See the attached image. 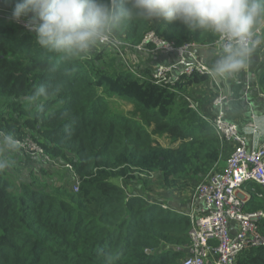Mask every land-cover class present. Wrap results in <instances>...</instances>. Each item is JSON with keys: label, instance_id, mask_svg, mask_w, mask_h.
Returning a JSON list of instances; mask_svg holds the SVG:
<instances>
[{"label": "trees", "instance_id": "1", "mask_svg": "<svg viewBox=\"0 0 264 264\" xmlns=\"http://www.w3.org/2000/svg\"><path fill=\"white\" fill-rule=\"evenodd\" d=\"M18 2L0 0V141L9 134L19 141L10 154L14 165L30 160L22 143L37 142L49 163L63 164L69 186L51 191L36 183V174L24 181L0 169V264H181L191 220L149 194L156 187L168 201L172 192L189 193L226 153L183 95L209 76L194 73L174 90L165 88L152 82L148 67L132 70L126 51L150 30L177 46L218 37L191 32L181 21L133 18L112 35L125 43V55L99 45L98 64L88 59L92 52L66 57L38 45L12 19ZM259 85L264 91V73ZM105 96L130 101L135 115L113 113ZM165 136L177 144L164 146ZM155 174L156 183L148 178ZM251 185L262 198L251 188L246 210H264V190ZM238 262L264 264V246L246 250Z\"/></svg>", "mask_w": 264, "mask_h": 264}, {"label": "built area", "instance_id": "2", "mask_svg": "<svg viewBox=\"0 0 264 264\" xmlns=\"http://www.w3.org/2000/svg\"><path fill=\"white\" fill-rule=\"evenodd\" d=\"M25 22L22 20L19 23L24 27ZM110 41L124 56L121 48L125 43L112 37ZM217 42L221 46L219 38ZM150 46L154 50L170 51L167 53L176 56L172 64H162L155 68L151 75L152 82L174 90L179 82L194 73L207 74L213 78L208 74L211 68L199 56L201 44L188 41L177 46L175 42L150 30L140 44L128 45L137 53L151 50ZM217 88L218 94L212 101L215 114L210 118L202 116L214 128L221 143L224 146L231 145L232 150L224 170L219 171L214 167L193 192V199L198 206L188 214L192 224L189 230L191 243L181 249L187 250L181 264H239V257L246 250L264 246V233L261 229L264 210H246L251 198L246 185L253 183L264 189V144L250 146L248 134H242L236 123L226 119L228 97L218 85ZM185 98L196 109V103L189 96ZM32 142L26 140L21 146L27 148L30 155L50 162L49 156L39 144ZM33 144L37 146L36 149H33ZM65 167L73 170L70 164ZM73 176V189L77 192L80 180L74 172ZM253 191L256 190L253 188Z\"/></svg>", "mask_w": 264, "mask_h": 264}, {"label": "clouds", "instance_id": "3", "mask_svg": "<svg viewBox=\"0 0 264 264\" xmlns=\"http://www.w3.org/2000/svg\"><path fill=\"white\" fill-rule=\"evenodd\" d=\"M25 18L38 45L66 57L110 43L117 27L133 18L181 21L191 32L219 38L221 53L208 73L213 78L245 70L264 43V0H23L16 3L12 19ZM4 143L9 149L20 146L10 134Z\"/></svg>", "mask_w": 264, "mask_h": 264}, {"label": "crops", "instance_id": "4", "mask_svg": "<svg viewBox=\"0 0 264 264\" xmlns=\"http://www.w3.org/2000/svg\"><path fill=\"white\" fill-rule=\"evenodd\" d=\"M133 52L132 50L126 51L128 60L136 62L137 67H140V69H146L148 67L151 71H154L159 65H169L176 60L174 53H165L154 50L152 47L151 50L141 54ZM220 53V44L213 42L203 44L200 48L199 56L206 65L212 68L217 59H219ZM263 73L264 43L250 57L248 67L245 70L229 77L215 79L209 77V80L205 83L190 86L186 92V96H189L196 103V109L191 106L190 108L197 110L203 116L208 118L212 117L215 114L212 101L216 94H218V85L221 91L228 97L225 106L226 119L236 123L242 134H248L250 146L264 144V91L259 85V78ZM231 150V145H225L226 153L216 166L219 171L224 170ZM251 184L253 183L246 185V190L252 194L250 189L254 188L256 190L253 191L255 192L254 195L258 194L259 198H262V194L256 193L258 192L257 188L255 186L251 187ZM194 190L189 192V199L186 203L176 205L174 202V205L171 206L163 202L161 205L188 216L198 206V203L193 199ZM176 195L179 197L178 193ZM263 221L264 219L262 220V225Z\"/></svg>", "mask_w": 264, "mask_h": 264}, {"label": "rangeland", "instance_id": "5", "mask_svg": "<svg viewBox=\"0 0 264 264\" xmlns=\"http://www.w3.org/2000/svg\"><path fill=\"white\" fill-rule=\"evenodd\" d=\"M111 48L113 50H115L119 56H122L120 54V52L116 49V47L111 46ZM95 49L96 48H94L91 51L93 54L90 55L88 57V59H90V60L94 59L99 64V63H101L102 58H100V56H98L97 53L102 52V49L99 46H97L96 50ZM162 52H170V51H165L163 49ZM141 53H143V52H138V54H141ZM131 64H130V66H131L130 68L132 70H133V66L135 68L137 67L136 62H133V63L131 62ZM100 92H102V90H100ZM102 93L105 94L104 91ZM184 95L186 96V94H184ZM106 99L109 101V109L113 113H117L119 115H125V116L135 115V113H134L135 107L130 101L121 100L116 96H113V97L107 96ZM26 106L28 107L27 104H26ZM159 140L164 146L177 144L175 141L172 140V138H170L168 136L159 138ZM32 143H37V142H32ZM32 147H33V149L37 148V146L35 144H33ZM0 149H2V150H0V164H3L5 166L4 169L7 170V173L3 174L5 177L9 174V175H14L15 177H19V178L23 179L24 181H29L30 176L32 174H36V175H38L36 177V183L39 185H44L46 187V189L51 190V191L54 189V187H56L58 185L62 186L61 184L65 185L66 187L69 186V184H67V183H65V181H63V174H62L63 172L60 173V171H59V170L65 169L63 167V164L57 165L56 163H49V162H46L44 159L40 158L39 156L30 155L29 161H25V162L21 161V163L17 162L18 164L14 165L12 163H15V162L10 156L12 149H9L5 145L4 139H1V141H0ZM13 155L15 156V154H13ZM148 178H149V180L154 181L155 183L157 180H159V176L157 174L150 176ZM154 188L158 191H156V194H153V192H151L149 194L150 196H152L150 198L152 201H156V202L162 201L166 204H168V202H175L176 205H179L182 203H186V201L189 199V193H178L179 197L181 195H183L182 197L179 198V197H177L176 192H172L171 194H173V196L168 197V201H167V200L163 199V196L159 195L162 193L165 194V192L159 190L156 187H154ZM195 188H193L191 190V192ZM186 252H187V250H186Z\"/></svg>", "mask_w": 264, "mask_h": 264}]
</instances>
